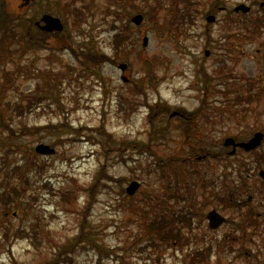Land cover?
<instances>
[{
    "label": "rangeland",
    "instance_id": "1",
    "mask_svg": "<svg viewBox=\"0 0 264 264\" xmlns=\"http://www.w3.org/2000/svg\"><path fill=\"white\" fill-rule=\"evenodd\" d=\"M260 1L185 0L182 27L171 22L182 14L183 0H125L123 19L132 11L146 19L131 29L122 57H115L112 47L120 0H77V6H92L80 29H66L67 39L55 38L45 47L29 46L28 29H16L20 36L10 46L18 50L0 63V264L52 260L80 233L82 213L92 224V238L108 252L83 244L67 255L68 264H187L184 255L196 249L206 254L210 249L201 264H236L242 250L260 251L264 258V182L258 175L264 169V142L250 154L240 150L228 159L199 158L206 151L227 152L228 136L248 140L264 132ZM240 3L251 12L234 13ZM217 6L225 9L208 23L205 12ZM81 51L105 53L111 60L87 67ZM121 62L128 64L124 73ZM25 66L31 72L22 73ZM173 111L187 119L170 117ZM100 128L117 142L107 157ZM40 143L57 152L38 155L29 167L24 157ZM241 161L249 164L240 167L242 178L236 176ZM103 165L108 179L89 198L84 191L98 181ZM131 181L141 184L133 195L126 193ZM67 189L71 194L63 197ZM231 189L241 190L236 208L222 202V193ZM214 208L228 217L218 229L206 219ZM172 213L185 214L182 232L189 238L181 249L154 243L146 232V222Z\"/></svg>",
    "mask_w": 264,
    "mask_h": 264
},
{
    "label": "trees",
    "instance_id": "2",
    "mask_svg": "<svg viewBox=\"0 0 264 264\" xmlns=\"http://www.w3.org/2000/svg\"><path fill=\"white\" fill-rule=\"evenodd\" d=\"M233 23V21H232ZM239 25L242 27V23L240 21H238ZM258 25H261V22H257ZM249 30V29H236V32L239 31H245ZM254 30H258V29H254ZM2 32V30L0 29V33ZM1 35V34H0ZM2 39L0 40V60H3L4 58L10 56V53H13L15 51H17L18 49L11 51L10 49V44L14 43L18 40L19 37V33L17 31H15L14 29H7L5 31L2 32ZM47 37L45 39H49L48 35H46ZM128 40V36L126 34H124L123 37V46L126 45V41ZM121 45H122V37L120 35V32L117 31L116 35H115V40H114V47L116 52L117 51H121ZM81 55L84 58V64H86V66L88 67L89 62L98 65L99 63H101V61L103 60V55L102 54H96L93 53V51H87V52H82ZM20 71L22 73H29L31 72V69L29 68V66H25V67H20ZM200 74H204L205 75V71H198ZM209 78H211L212 80H214V78L212 77H205L203 79H205L206 81L209 80ZM9 81V79H8ZM37 101V100H36ZM205 102V100H204ZM151 110H153V113H158V109L154 108L153 106H150ZM2 113V112H0ZM1 115V114H0ZM2 116V115H1ZM4 119V117H1ZM6 129L8 131H11V128L9 125L5 126ZM100 133L104 135V141L99 140V142L101 143L103 149L105 150V154L106 157L108 156V154L110 152H114L116 151L115 149H117V142L115 141V139H113L112 135H110L107 131H105V128H100ZM187 136L189 139H192L194 136V130H190L189 132H187ZM236 138V140L238 139L239 136H234ZM128 147L130 148H135V145L133 143H127L126 144ZM141 145V144H140ZM227 152L229 151L230 148H227ZM256 150L251 151V152H245L247 154L250 153H254ZM225 152H216L213 151H206L205 154L207 156V159L212 156L213 159H228L230 157V155ZM27 153H29L25 158H27L28 161V166L30 167L32 165V162L36 160V158H38L39 156L32 150L28 151ZM263 153L260 154V156H262ZM210 160V159H209ZM243 164V165H242ZM245 165H249L248 163L241 161L238 162V167H239V172L236 175L237 177H244V171L241 170V166H245ZM19 167V166H17ZM20 169V167H19ZM233 171H236V168H233ZM247 174V173H246ZM108 174L106 171V166L103 165L101 167V169L99 170V172L97 173V179L98 181H94L92 183V187L91 188H87L85 189L84 192H86V194L89 196V198H91L92 193L93 196L96 195L98 193V187H104L105 183L103 182L104 179H108ZM14 193H17V195L19 196V191L17 189H13ZM66 193L71 194V190H66L65 192H63V197L64 195H66ZM122 194H124V190L121 191ZM10 195V194H9ZM11 196V195H10ZM8 197V199H10L11 197ZM87 196V197H88ZM70 197V195L68 196V198ZM180 197H183V193L180 194ZM174 196L171 197V199H173ZM82 213V211H81ZM81 220V219H80ZM246 222L251 221V215H248L247 218L245 219ZM92 224H90V222L87 221V218L83 219V213H82V220H81V225H80V233L77 234L70 242H66L63 245H61V247L58 248L56 254H54V258L52 260H48L46 261L44 264H63L66 263L68 264L66 258L68 254L71 253H75L78 249L80 250L81 246H83V244H87V245H93V248L96 249L98 251V253H102L103 251H106V249L104 247H102L100 245V243H98L97 241H95L92 238L93 235V231L90 228ZM146 232L147 234L151 237V239L154 241V243H163V242H171L172 244H176L179 245L180 249L183 248L185 246V241L188 239L185 237V233L182 232V228L185 226V214L183 213H172L170 215H165V214H159L158 216L154 217L148 224L146 222ZM85 238V239H83ZM226 241V240H225ZM207 250V254L205 252H202L201 249H196L193 252H189L188 254H186V257L184 255L185 261H187V264H201L204 263L206 261L207 258L210 257L209 253H210V249H206ZM13 264H22L18 261H14Z\"/></svg>",
    "mask_w": 264,
    "mask_h": 264
},
{
    "label": "flooded vegetation",
    "instance_id": "3",
    "mask_svg": "<svg viewBox=\"0 0 264 264\" xmlns=\"http://www.w3.org/2000/svg\"><path fill=\"white\" fill-rule=\"evenodd\" d=\"M73 3H68L66 0H0V29L3 31L7 29H28L26 33V39L30 42V46L45 47L52 44L51 40L57 38L56 32H47L42 29H50L47 22L52 19H57L62 25V30L58 32L61 38L67 39L66 29H80L79 23L82 22L83 16L86 11L92 6L90 3L77 6L74 3L77 0H72ZM223 7L217 6L216 8H210L206 11V21L209 15H216L219 10ZM127 10L125 0H120L119 11H115L116 19L114 22V29L120 30L123 44V33L125 29L131 32V29L140 28V25L134 22L135 15L139 14L140 11H132L123 19V12ZM123 11V12H122ZM182 14L176 16V21L171 23H181L182 27H185V0H183V8L181 9ZM85 20V18H84ZM217 20H214V22ZM30 29H39V35H31ZM55 29V28H53ZM168 29V28H167ZM1 32V33H2ZM31 35V36H30ZM48 35L49 39L45 38ZM64 35V36H63ZM36 36V37H35ZM114 36V34H113ZM61 39H58V41ZM124 64L126 69L128 64L125 62L119 63ZM128 81V78L123 80ZM181 116L182 113L180 114ZM187 119L186 116H183ZM228 220V217H227ZM235 259L242 260V264H264V258H261L260 251L257 250H242L236 252Z\"/></svg>",
    "mask_w": 264,
    "mask_h": 264
},
{
    "label": "water",
    "instance_id": "4",
    "mask_svg": "<svg viewBox=\"0 0 264 264\" xmlns=\"http://www.w3.org/2000/svg\"><path fill=\"white\" fill-rule=\"evenodd\" d=\"M28 1V0H26ZM261 5H264V3H262ZM236 11H243V12H248L250 10V7L247 6L246 4H240L235 8ZM143 17L141 15H138L134 18V21L139 24L141 23ZM215 20V17L213 15H210L208 17V21L212 22ZM48 26H51L50 29H43V30H47V31H54V30H62V25L60 23L59 20L57 19H52L50 22H47ZM55 28V29H53ZM145 44H147V39H145ZM206 54L208 55L209 52L207 51ZM121 68L124 70L125 69V65H121ZM264 139V133L262 132H256L254 134L253 137H251L248 141L245 142H238L236 143L235 139L232 137H228L225 139L224 143L226 146L229 145H233L234 149L231 151V154H234L236 151V148L242 147L247 151L253 150L255 148H257L263 141ZM36 151L40 154H53L55 153V149L51 148L49 145L46 144H40L36 147ZM260 176L264 179V170L260 171ZM140 187V183L137 181H132L128 187H127V193L129 195H133L138 188ZM208 219H209V225L212 228H218L221 224H223L225 222V217H223L217 210H212L208 213Z\"/></svg>",
    "mask_w": 264,
    "mask_h": 264
}]
</instances>
